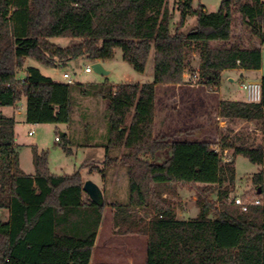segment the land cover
Returning <instances> with one entry per match:
<instances>
[{
  "label": "trees",
  "instance_id": "obj_1",
  "mask_svg": "<svg viewBox=\"0 0 264 264\" xmlns=\"http://www.w3.org/2000/svg\"><path fill=\"white\" fill-rule=\"evenodd\" d=\"M193 1L175 0L170 9L169 0H0V210L9 211L7 221L0 219V264H91L106 205L120 232L147 236L145 264H264V140L249 144L243 133L223 134L220 152L208 140L154 132L158 85L183 83L189 73L197 74L195 83L217 91L225 70L262 67L264 0H222L217 11L194 7ZM238 19L246 34L237 33ZM53 37L80 42L60 47ZM117 48L138 72L153 54L154 80L92 85L109 101L106 167L125 165L129 186L126 203L98 205L84 192L80 171L53 174L48 152L37 146L35 173L24 172L16 120L2 108L25 98L28 123H71L74 84L56 82L37 67L19 79L27 58L57 67L77 58L111 59ZM260 84V102L222 99L218 115L254 121L264 135V76ZM70 144L64 134L61 145L68 154ZM168 149V159L158 162L156 156ZM226 150H233L229 159ZM240 154L262 166L252 175L253 193H247L260 203L254 199L246 211L232 197ZM178 187L196 189V218L177 217L168 196ZM213 191L218 208L208 199ZM225 228L232 233L221 234Z\"/></svg>",
  "mask_w": 264,
  "mask_h": 264
},
{
  "label": "rangeland",
  "instance_id": "obj_2",
  "mask_svg": "<svg viewBox=\"0 0 264 264\" xmlns=\"http://www.w3.org/2000/svg\"><path fill=\"white\" fill-rule=\"evenodd\" d=\"M175 0H169V8L172 9ZM222 0H194L193 6L198 7L203 4L207 7L208 11H217L220 7ZM178 17V13L175 14V18ZM195 18L191 17L188 20L189 25L194 22ZM237 33L246 34L245 27L241 24L238 19L236 24ZM50 41L60 47H68L72 44L80 42L79 39H72L66 37H53ZM262 55L263 64L261 71H251L246 77L241 78L235 74V81L229 82L227 72L222 73L221 82L219 85L218 95H223L225 99L234 98V94L244 98L246 96L245 90L241 87L242 82L247 81H258V78L264 76V44L262 45ZM99 61H91L87 58H77L71 60L66 66H46L33 58H27L25 68L21 70L18 74L19 79H24L26 76V69L28 67H37L41 70L42 74L51 77L56 82L69 83L63 74L68 72L74 81L73 91H72V106H73V117L71 123H39L32 124L26 121V99L21 100L20 106L22 110L20 114H17V126H16V142L17 150L19 152L20 163L24 171L35 172V165L33 161V151L32 147L37 146L40 151L45 150L48 152L49 158V168L53 174L63 175V174H73L76 171H80L82 175L83 182L86 180H92L97 183L104 192V199L106 203H110L113 200H118L120 203H126L129 198V186H128V170L127 167L121 163L116 164L112 167H106V154L103 143L107 140V108H108V98L95 94L92 90V85H100L108 83L113 86H117L121 83H146L152 82L154 80V55L149 57L146 70L144 72H138L134 69L133 65L128 63L123 58V50L117 48L115 50L114 57L111 59L101 61L103 67L110 71L107 75H101L94 71L86 72V66H91ZM194 65L199 64V56H194ZM242 79V81H241ZM192 83H195L192 81ZM82 89L88 90L89 92L84 94ZM173 94H178V91L171 90ZM157 106L156 115L154 122V132L155 135L160 134L159 131L162 127L168 123H176L178 117L179 108L177 104L169 106V111L173 112V116H169L166 119L165 112H168L166 108V102L164 101L165 91L162 85L157 88ZM216 93V94H217ZM4 113L10 114L11 108L4 107ZM199 109V106H198ZM213 113V110H211ZM209 117V116H207ZM213 118V120L216 118ZM169 121V122H168ZM217 122H220L217 120ZM256 123V122H255ZM254 123V125H255ZM235 124L237 121L234 120L226 122V126L221 128H216L219 133L215 136L209 138L213 146L218 147L220 152H222L219 140L220 135L227 134L232 138L236 135L243 133V139L251 143H261L264 136L259 133L256 129L251 130L247 125L238 126L239 131L235 132ZM257 125V124H256ZM255 125V127H256ZM174 128V125H171ZM219 126V125H218ZM177 127V126H176ZM171 130L169 134L172 138L182 140L189 137L188 132L190 129H186L185 132L180 131L177 128ZM180 128V125L179 127ZM34 130V134L30 135L29 131ZM234 131L231 135L230 132ZM68 134L71 144L69 145L73 153L68 154L62 148L61 142L63 141V135ZM164 134V133H162ZM184 135V136H183ZM178 138V137H180ZM56 137L62 139V141H56ZM18 138V139H17ZM243 141H239L242 143ZM233 150L223 151L224 159H229L232 157ZM122 151L116 150L115 155H120ZM170 156V149L160 153L156 156L158 162H163ZM236 165V181L234 185V192L232 197H242L244 200L250 202L256 199L252 195H247V193L254 190L252 184V175L262 169L261 165L254 164L248 158L243 155H237L235 158ZM105 181V184L102 183ZM176 208L177 217L179 219H193L199 215L200 205L198 201V194L196 189L189 187H178L176 195L168 196ZM208 199L211 202L216 203L217 207L218 193L213 191L208 195ZM110 206H105V211L107 212ZM110 214H108L109 217ZM7 210H0V219L7 221ZM211 217H216L215 210L212 212ZM109 219V218H108ZM104 224L103 232L106 233L107 221ZM101 234L100 243L104 241L105 234ZM232 231L230 228H225L221 230V234L228 235ZM114 234H116L114 232ZM139 237L133 247L136 249V254L133 255L132 259L136 261V264H145L146 259L143 258V249H145V242L143 240L142 234H137ZM122 237V236H121ZM119 236L118 238L121 239ZM130 236H126L129 240ZM129 243V242H128ZM99 251V247H98ZM147 253V250H146ZM148 257V254L146 255ZM127 259L131 258L130 255L126 256ZM125 257V258H126ZM121 264H128L127 262H120Z\"/></svg>",
  "mask_w": 264,
  "mask_h": 264
},
{
  "label": "crops",
  "instance_id": "obj_3",
  "mask_svg": "<svg viewBox=\"0 0 264 264\" xmlns=\"http://www.w3.org/2000/svg\"><path fill=\"white\" fill-rule=\"evenodd\" d=\"M98 61L101 62L103 60H98ZM261 68L259 70L229 69V70H225L223 73L227 72L226 77L228 78L229 82H234L235 74H237L238 76H241V78H244L251 71H261ZM260 79L261 78H258L257 80L260 82ZM162 86L165 91L164 101L166 102V108L168 109V112H165L166 119H168V117L171 115L173 116V112L170 113L171 108L169 111V106L171 107L173 106V104L176 103L177 108H179L180 111H178V117H177L176 123L169 124V125L168 123H166L162 127V129L159 131V133L171 134L170 133L171 130L177 126L176 127L177 130L178 129L180 131L183 130V132H185L186 129H190V132H188L189 137L182 139L181 138L182 136H180L178 138L182 140H190V141H206V140H210L209 138L215 136V130H217L216 133H219V130L216 128L220 127L221 129L226 126V122L228 121V119L220 117L218 115L219 102L220 100L225 99L223 98L224 97L223 95L221 94L218 95L217 92L220 89L217 91H210L204 85L188 82L187 80H185L183 83H180V84H168V85H162ZM171 90L178 91V94L177 93L173 94ZM228 99L247 100V97L245 96L244 98H242L241 96L234 94V98H228ZM156 106H157V99H156ZM198 106H199V109H198ZM9 108H11L12 110H11V113L8 115L13 116L16 120V124H15V132H16V126L18 124L17 114L21 113L22 106H20V103L18 102L17 104ZM2 110L4 112L3 108ZM211 110H213V113H211ZM211 117H214V118L216 117V118L213 120V118ZM217 120L220 122H217ZM236 121H237V125L235 124V127H234L235 132L239 131V128H240L239 126L247 125L248 127H250L251 130L256 129L259 133H261V130L257 127L254 121H247L243 119H237ZM171 125H174L175 127L171 128L172 127ZM179 125H180V128H178ZM230 133L232 135L234 134V131ZM174 139H176V137ZM34 173L35 172H29L28 174H34ZM102 183L105 184V181H103ZM113 201L115 202L118 200H113ZM106 206H109V205H106ZM108 208L110 209L107 212L105 211L106 208H104V216H103V220H102L101 226L98 231L91 264H103V263L121 264L120 262H125V263L127 262L128 264H136V261L132 259L133 255H135L137 252L136 249L133 247V244H135L134 240L136 241L137 239H139V237L136 236L139 233L120 232L119 229L114 226L113 208L111 206ZM108 214H110L109 217H108ZM7 217L9 218L8 210H7ZM107 219H108L107 221L108 224L106 228V233H104L103 227ZM114 232L116 234H114ZM103 233L105 234V238H104V241L100 243L101 234ZM142 235H143V240L145 242V246H144L145 249H143L142 256L147 261V256H146L147 255L146 253L147 236L144 234ZM119 236L120 237L122 236L121 239L118 238ZM126 236H130L129 240H131V243L130 241H128V239H126ZM98 247H99V251H98ZM128 255H130L131 258L127 259L126 256Z\"/></svg>",
  "mask_w": 264,
  "mask_h": 264
},
{
  "label": "built area",
  "instance_id": "obj_4",
  "mask_svg": "<svg viewBox=\"0 0 264 264\" xmlns=\"http://www.w3.org/2000/svg\"><path fill=\"white\" fill-rule=\"evenodd\" d=\"M85 71L86 72H92V67L89 65L86 66ZM63 76H64V78H66L68 80L69 83H74L73 79L71 78V75L68 72H65L63 74ZM197 79H198L197 74H194V75H191L189 73L184 74V80L195 82ZM241 86L246 92V97H247L248 101H251V102H260L261 101L262 91H261V84L259 81L242 82ZM29 134L30 135L34 134V130H30ZM56 141H59V137H56ZM216 149L218 151H220V149L218 147H216ZM235 202L237 204H239L244 211H246L248 209V205L251 201L248 202V201L244 200L242 197H237L235 199ZM259 203H260L259 199H256L254 201V204H259Z\"/></svg>",
  "mask_w": 264,
  "mask_h": 264
},
{
  "label": "water",
  "instance_id": "obj_5",
  "mask_svg": "<svg viewBox=\"0 0 264 264\" xmlns=\"http://www.w3.org/2000/svg\"><path fill=\"white\" fill-rule=\"evenodd\" d=\"M95 72L101 75H107L110 71L106 70L101 62H96L92 65ZM84 192L98 205H104V192L101 187L92 180H86L83 184Z\"/></svg>",
  "mask_w": 264,
  "mask_h": 264
}]
</instances>
